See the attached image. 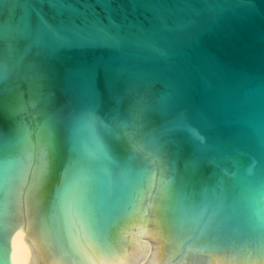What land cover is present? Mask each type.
Masks as SVG:
<instances>
[{
    "label": "water",
    "instance_id": "water-1",
    "mask_svg": "<svg viewBox=\"0 0 264 264\" xmlns=\"http://www.w3.org/2000/svg\"><path fill=\"white\" fill-rule=\"evenodd\" d=\"M0 264H264V0H0Z\"/></svg>",
    "mask_w": 264,
    "mask_h": 264
}]
</instances>
